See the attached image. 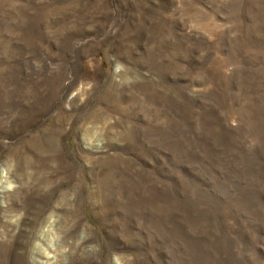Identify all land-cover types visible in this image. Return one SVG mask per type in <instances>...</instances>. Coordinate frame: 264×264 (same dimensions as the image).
Returning a JSON list of instances; mask_svg holds the SVG:
<instances>
[{"label": "rangeland", "instance_id": "rangeland-1", "mask_svg": "<svg viewBox=\"0 0 264 264\" xmlns=\"http://www.w3.org/2000/svg\"><path fill=\"white\" fill-rule=\"evenodd\" d=\"M0 264H264V0H0Z\"/></svg>", "mask_w": 264, "mask_h": 264}]
</instances>
